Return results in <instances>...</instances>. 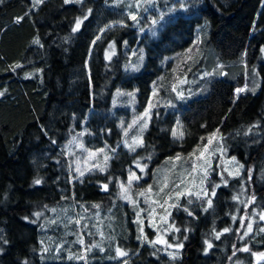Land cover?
I'll return each mask as SVG.
<instances>
[{"label": "trees", "instance_id": "obj_1", "mask_svg": "<svg viewBox=\"0 0 264 264\" xmlns=\"http://www.w3.org/2000/svg\"><path fill=\"white\" fill-rule=\"evenodd\" d=\"M144 3H153L160 25L155 35L145 29L152 22L148 14L131 19L128 0L0 2V264H264L256 255L264 253L262 222L245 235L248 217L264 209V0ZM203 20L210 23L203 59L212 60L209 74L202 68L195 74L196 65L182 64ZM133 53L143 54L140 69L131 68ZM222 60L228 62L224 72L215 68ZM249 81L255 88L237 95ZM155 84L164 94L169 90L177 106L166 108L160 100L142 146L132 151L123 144L128 112L115 106L116 93H135L141 112ZM178 92L191 98L179 100ZM177 122L179 138L173 135ZM76 137L109 156L103 171L72 175L64 148ZM210 137L220 138L236 158L239 175L216 178L222 185L211 205L188 194L177 198L170 219L175 234L166 233L172 247L153 243L156 230L149 224L138 238L131 216L119 211L127 228L124 223L117 239L131 248L118 261L86 263L49 251L45 235H57L53 209L59 213L69 202L93 209L100 202L126 210L120 191L132 170L142 176L141 164L147 168L143 185L166 157L213 145ZM37 212L43 214L37 218ZM70 238L73 231L63 237Z\"/></svg>", "mask_w": 264, "mask_h": 264}, {"label": "rangeland", "instance_id": "obj_2", "mask_svg": "<svg viewBox=\"0 0 264 264\" xmlns=\"http://www.w3.org/2000/svg\"><path fill=\"white\" fill-rule=\"evenodd\" d=\"M34 1L36 2V0ZM128 4L129 6L131 4L133 7V9L127 10L131 16L142 17V14H148V18L151 19L152 22L145 29L151 32V35H155L160 25L150 11L153 9V3H144V0H128ZM185 7L186 6H181V9ZM85 16H87V14ZM80 21L81 26L83 17L80 18ZM208 28H210V23L207 20H203L202 23L196 26L195 44L185 52L186 57L183 59V67L185 64L188 68H193V66L196 65L195 69H193L195 74L199 68L207 72L206 65L209 60H212L210 58L209 60L203 59L204 50L207 45V36H204V34L208 31ZM133 54H135L136 57L131 68L133 70L140 69L143 64V54ZM259 57L260 60L264 61V45L261 46ZM179 63L180 61H178V64ZM227 64V61L222 60L219 61L215 68H217L218 71L224 72ZM206 74H209V72ZM172 77H175V80L177 79L175 72ZM207 77H209V75H207ZM207 77L205 78L207 79ZM249 77H252V74L249 75ZM182 79V83H186V80ZM190 80V82H192V79ZM173 84L174 87H176L178 83L174 82ZM190 84L191 83H189V86ZM254 88L255 86L249 81L244 85L243 89H245L244 91H248ZM242 92L238 93L235 91L237 95ZM169 93V90H166L165 94L162 93L160 91V84H155L153 86L150 101L147 107L141 112H138L136 108L137 101L135 93L125 90H120L116 93L115 106L122 107L125 109V112H128L127 125L124 128L123 144L130 150V145L133 144L134 138L142 140L143 144L144 132L149 126L153 110L160 100L161 105L166 108H176L177 101H174L173 98H168ZM160 95H162V97ZM177 95L179 100H183L184 102H187L191 98L181 92H178ZM130 125L131 127H129ZM144 125H146V127H144ZM174 132L176 133L175 135L173 134L175 137L179 138L182 136L180 135V133H182L180 123L177 122L175 124L173 133ZM211 141H213V145L207 147L198 146L189 152L176 153L166 157L152 170L151 179L143 185H141V182L142 179L147 178V168L141 164L142 168L140 170L142 176H140L136 170H132L128 175L127 182L121 185L120 191V198L122 199L123 205L125 204L128 206L126 210L124 207H119L118 203H112L111 208L105 209L100 202L93 204V209H88L85 203L78 204L77 202H73L71 206L69 202L66 204V207L70 209V212L64 210V208H66L64 205L63 207L60 206L62 208H60L58 213L59 209L56 207L54 210L56 213L53 214L57 235L54 237L50 236V234L45 235L49 251L53 252L55 255H59V249L60 256L66 254V252L67 255L70 256L73 254L81 255L83 250L89 245H98V247H92L91 251L86 253V259L84 260L86 263H114L118 261L121 257L117 256L116 249L119 247L128 254L131 248L129 245L125 246L123 242L117 239L118 231L119 233H123V224L125 223V226L127 225V219L123 223L122 218L118 216L119 211L125 213L126 216H131L130 223L133 225V229L138 238L141 237L145 223L156 230L154 236L156 242L159 240L166 241L167 244H162L165 247L173 245L172 242H168L166 235L174 233L172 232L174 226L172 227L173 223L170 219L175 210L177 198L182 196L180 193H183V195L188 194L192 199H200L204 201L205 205H208L210 198L216 195L218 188L222 185V181L216 178L220 177L222 179L225 175L235 176V173L239 170L238 161L234 157H229V149L223 145L222 140L220 138H212ZM139 147L140 146L135 147V150ZM64 150L70 157L72 175L78 178L83 177L90 171L102 168L105 163V156L109 158V156L100 149L93 150L88 148L78 137H76L72 143L65 146ZM201 153H204L203 157H201ZM194 166L195 171L193 170ZM77 169H79V171H77ZM80 172L84 174L81 176ZM132 174L138 176L139 179L133 180L129 185V177ZM122 186L124 189H127L128 199H125L122 195ZM146 206L148 207L146 208ZM143 211L144 213L142 214ZM261 215H264V209L256 210L254 214L248 217L247 224L245 223V233H251L255 228V222L257 220L262 222V225H260L261 228H258H260V230L264 229V220L260 219ZM77 220L80 221L79 224L76 223ZM249 224L252 225V230L250 232L248 231ZM68 226H71L72 229H69ZM160 228H162V232ZM72 231L74 238L68 239L67 242L63 237L67 235L71 236ZM257 234H260V232H257L256 235ZM111 235L114 236L111 237ZM81 236L84 241L83 244L79 243ZM129 239L130 236H128V240ZM61 242H67V245H63ZM145 242L147 241L145 240ZM125 262L128 263V260ZM125 262L123 264H125ZM130 264L134 263L131 262Z\"/></svg>", "mask_w": 264, "mask_h": 264}, {"label": "snow or ice", "instance_id": "obj_3", "mask_svg": "<svg viewBox=\"0 0 264 264\" xmlns=\"http://www.w3.org/2000/svg\"><path fill=\"white\" fill-rule=\"evenodd\" d=\"M0 2H2V0H0ZM42 2H43V0H36V3H42ZM68 2H69V0H65V3H68ZM89 11H91V10H89ZM85 18H86V17H85ZM19 19H22V17H21V18H18V21H17V22H19ZM131 19L135 21V20L137 19V17H136V16H131ZM80 23H81V21L78 19V20L76 21V27L73 28V31H76V30L79 28ZM36 43H39V41L37 40ZM109 58H110V57H109ZM17 67H19V65H17ZM244 90H245V89L241 88V89H237L236 91L239 93V92H242V91H244ZM3 94H4L3 92H0V96H2ZM129 127H131V125H130ZM144 127H146V125H144ZM173 134L175 135L176 133L174 132ZM180 135H182V133H180ZM213 135H215V134H213ZM211 139H212V138L210 137V138H209V143H211ZM141 145H142V140H139V139L134 138V140H133V144L130 145V148H131L132 151H135V147H137V146H141ZM101 151H103V150H101ZM203 155H204V153H201V157H203ZM108 159H109V158H108L107 156H105V162H107ZM94 167H99V166H94ZM241 167H242V166H241ZM99 170H100V171H103L104 168H100ZM193 170L195 171V166H194V169H193ZM77 171H79V169H77ZM83 174H84L83 172H80V175H81V176H82ZM235 174H236V175H239V172H237V173H235ZM137 179H139L138 176H135L134 174L130 175V177H129V185L131 184V182H132L133 180H137ZM40 182H41V181H40L39 179H37V180L35 181L36 184H39ZM103 187H104L105 190L108 189V185H107V184H105ZM122 195H123V197H124L125 199H128V196H127V189H124L123 186H122ZM141 195H142V194H141ZM180 195H183V193H180ZM213 195H214V193H213ZM237 198H238V197H234V199H237ZM252 199L254 200V197H253ZM208 203H209V205H211V200H209ZM45 207H47V206H45ZM53 211H54V209H53ZM42 214H43V213H41V212L34 213V215H35L37 218H39ZM25 219H27V218H25ZM260 219H261V220H264V215H261V216H260ZM54 222H55V221H52V223H54ZM76 223L79 224L80 221L77 220ZM251 230H252V225L249 224V225H248V231L250 232ZM177 231H179V230L177 229ZM224 231H228V229H225ZM261 231H264V229H261ZM247 234H248V233L246 232L245 235H247ZM218 236H219V233H217V237H218ZM158 242H160V243H166V241H163V240H159ZM5 243H6V241H5ZM79 243H81V244L84 243L82 236H81V238H80V240H79ZM153 243H156V241H154ZM92 247H98V245H89L88 247H86V248L83 250V252H82L81 255H75V254H73V256H71V257H69V258H75V259H79V260H85V259H86V253H87L88 251H91V248H92ZM169 247H172V245H169ZM175 247H176V248H180V247H182V245H181V244H177V245H175ZM208 247L210 248L211 245L209 244ZM44 251H47V249H44ZM242 251H249V249H248V248H244V249H242ZM116 253H117V256H119V257H123V256H126V255H127V253H126L125 251H123L122 249H120L119 247L116 249ZM169 255H170V256H173V258H175V257H174V254L169 253ZM233 255H235V253H233ZM256 255H257L258 259H264V253H258V254H256ZM125 264H126V262H125Z\"/></svg>", "mask_w": 264, "mask_h": 264}, {"label": "built area", "instance_id": "obj_4", "mask_svg": "<svg viewBox=\"0 0 264 264\" xmlns=\"http://www.w3.org/2000/svg\"><path fill=\"white\" fill-rule=\"evenodd\" d=\"M240 88H244V86H243V87H239V88H237V89H240ZM237 89H236V90H237ZM236 90H235V91H236Z\"/></svg>", "mask_w": 264, "mask_h": 264}]
</instances>
